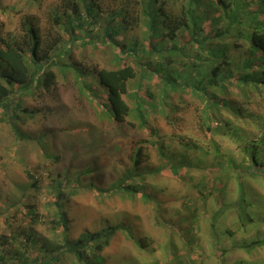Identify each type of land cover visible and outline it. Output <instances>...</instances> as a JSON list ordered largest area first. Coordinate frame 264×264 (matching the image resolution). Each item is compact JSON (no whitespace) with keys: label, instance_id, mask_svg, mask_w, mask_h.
Instances as JSON below:
<instances>
[{"label":"trees","instance_id":"trees-1","mask_svg":"<svg viewBox=\"0 0 264 264\" xmlns=\"http://www.w3.org/2000/svg\"><path fill=\"white\" fill-rule=\"evenodd\" d=\"M182 2L177 6L168 0H135V4L124 3L108 11L101 37L108 49L100 58L92 52L80 56L76 51L82 46L98 51L99 38L92 34L93 26L100 23L104 10L97 0H62L57 12L47 18L37 13L24 15L16 31L6 29L0 20V121L11 126L19 142H33L45 157L59 161L61 155L49 151L53 131L32 135L21 130L40 110L25 106V97L54 101L60 88L72 84L77 97H91L101 121L109 119L120 127L134 117L141 128L155 135L158 131L151 123L155 112L172 118L187 111L190 106L186 109L176 101L177 97L181 98L178 102L184 100L187 93L198 102L201 127L246 144L249 167L256 168L247 171L264 178L260 143L244 135L239 123L251 98L264 95V0ZM250 4L254 5L251 9ZM206 22L212 28L207 30ZM139 29L145 32L144 37L137 36ZM184 31L190 35L187 41H182ZM123 32L131 37L120 39ZM178 54L182 60L177 59ZM146 80L156 82V87H148ZM174 140L184 151L171 155L182 161L190 157L191 149L205 150L189 139ZM146 142L138 141L131 153L132 164L106 185L95 183L92 176L102 167L97 157L80 170L65 167L51 173V217L44 219L47 215L35 202L25 204L30 229L20 230L9 221L10 232L0 233V264H105L106 248L119 245L116 236L120 233L131 235V227L125 220L115 224L101 221L97 228L79 231L68 208L78 193L89 190L101 196L139 194L145 188L139 181L150 173L142 167ZM163 143H153L160 148V155L165 154ZM213 144L220 151L215 140ZM26 174L32 180L31 188H41V180L31 170ZM38 224H44L48 232H37Z\"/></svg>","mask_w":264,"mask_h":264},{"label":"rangeland","instance_id":"rangeland-1","mask_svg":"<svg viewBox=\"0 0 264 264\" xmlns=\"http://www.w3.org/2000/svg\"><path fill=\"white\" fill-rule=\"evenodd\" d=\"M97 1L104 10L99 15L102 25L93 26L92 34L99 38L98 51L90 46V50H85L87 47L82 46L76 50L80 56L92 52L100 58L108 49L101 40L108 11L119 9L124 3L135 4V0ZM61 3L62 0H0V20L5 22L6 29L16 31L24 15L37 13L44 19L49 13L57 12ZM168 3L179 6L183 2L168 0ZM212 26L205 23L207 30ZM144 34L143 30H137L138 37ZM130 35L123 32L120 39ZM189 37L184 31L182 41ZM177 59L182 60L179 54ZM145 83L156 87L154 81ZM77 92L74 85L67 84L60 88L54 101L33 95L24 99L25 106L41 111L29 117L21 130L32 135L53 131L49 151L60 154L59 161L45 157L33 142H19L11 126L0 121V233L10 232L9 221L20 230L30 229L25 214L27 203L35 202L47 215L44 219L51 217L48 210L51 173L65 167L80 170L97 157L102 167L92 174L95 183H111L124 167L132 164L131 153L138 141L147 140L142 167L150 173L139 181L145 184L139 194L101 196L96 190H89L78 193L68 208L79 231L89 226L97 228L101 221L115 224L125 220L131 227V235L120 233L116 236L119 245L106 248L105 264H264V178L250 173L256 168L249 167L246 144L201 127L195 106L198 102L187 93L184 100L176 99L186 109L190 106L187 111L172 118L159 110L155 112L151 123L158 133L153 135L141 128L134 117H129L120 127L109 119L101 121L91 97H77ZM126 98L134 106L132 98L128 95ZM246 109L239 123L244 135L260 143V157L264 161V95L251 98ZM181 137L208 152L191 149L185 161L171 155L184 151L174 140ZM214 140L220 151L216 146L215 149ZM154 141L164 142L165 154L160 155ZM28 169L41 180V188H31ZM145 193L151 198L144 196ZM38 225L37 232H48L44 224Z\"/></svg>","mask_w":264,"mask_h":264}]
</instances>
